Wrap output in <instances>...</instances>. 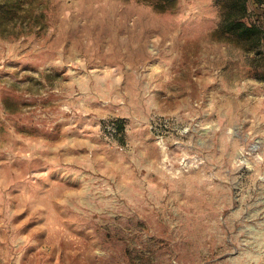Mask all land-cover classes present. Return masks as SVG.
I'll list each match as a JSON object with an SVG mask.
<instances>
[{"label":"rangeland","instance_id":"374dc122","mask_svg":"<svg viewBox=\"0 0 264 264\" xmlns=\"http://www.w3.org/2000/svg\"><path fill=\"white\" fill-rule=\"evenodd\" d=\"M0 264H264V5L0 0Z\"/></svg>","mask_w":264,"mask_h":264},{"label":"trees","instance_id":"16d2710c","mask_svg":"<svg viewBox=\"0 0 264 264\" xmlns=\"http://www.w3.org/2000/svg\"><path fill=\"white\" fill-rule=\"evenodd\" d=\"M257 4L264 5V0H255ZM239 25H242L241 23ZM245 25V24H244Z\"/></svg>","mask_w":264,"mask_h":264},{"label":"crops","instance_id":"0c3cea01","mask_svg":"<svg viewBox=\"0 0 264 264\" xmlns=\"http://www.w3.org/2000/svg\"><path fill=\"white\" fill-rule=\"evenodd\" d=\"M254 2H255V0H254Z\"/></svg>","mask_w":264,"mask_h":264}]
</instances>
